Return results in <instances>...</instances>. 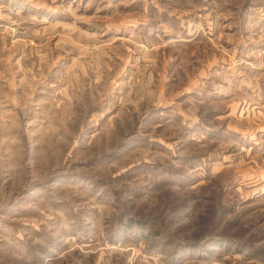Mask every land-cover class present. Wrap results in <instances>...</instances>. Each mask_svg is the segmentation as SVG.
I'll list each match as a JSON object with an SVG mask.
<instances>
[{
  "label": "rangeland",
  "instance_id": "1",
  "mask_svg": "<svg viewBox=\"0 0 264 264\" xmlns=\"http://www.w3.org/2000/svg\"><path fill=\"white\" fill-rule=\"evenodd\" d=\"M0 264H264V0H0Z\"/></svg>",
  "mask_w": 264,
  "mask_h": 264
}]
</instances>
